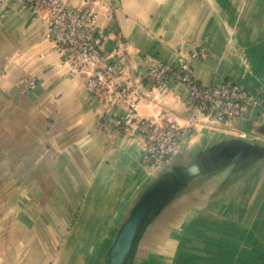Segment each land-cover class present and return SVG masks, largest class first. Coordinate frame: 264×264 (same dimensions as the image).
<instances>
[{"label": "crops", "instance_id": "0c3cea01", "mask_svg": "<svg viewBox=\"0 0 264 264\" xmlns=\"http://www.w3.org/2000/svg\"><path fill=\"white\" fill-rule=\"evenodd\" d=\"M243 1L69 0L97 11L103 50L129 63L142 96L138 113L180 126L171 166L205 162L239 132L263 149L249 168L215 163L194 177L149 223L131 264H264V4L257 1L249 16ZM43 14L24 0L0 5V182L14 186V193L2 186L3 194L31 201L0 204V264H42L54 251L49 245L60 241L56 228H69L73 213L80 242L95 245V253L65 259L87 264L103 259L104 245L155 177L141 164L139 147L113 124L123 105L106 108L101 94L87 91V74L63 63L43 37ZM144 56L173 70L186 62L198 83L230 81L258 105L226 128L197 123L176 85L151 90ZM25 77L36 79L32 90L21 85ZM15 211L31 216L13 219ZM253 221L255 236L248 234Z\"/></svg>", "mask_w": 264, "mask_h": 264}, {"label": "built area", "instance_id": "2783aa9c", "mask_svg": "<svg viewBox=\"0 0 264 264\" xmlns=\"http://www.w3.org/2000/svg\"><path fill=\"white\" fill-rule=\"evenodd\" d=\"M4 1L0 0V5ZM24 2L30 8L44 11L43 37L53 42L63 63L87 74V91L92 95L101 94V103L106 108L123 105V114L114 119L113 124L139 147L141 164L154 174L170 164L179 151L181 128L168 117L145 118L138 113L142 96L130 82V65L127 61L112 60L110 57L115 51L103 50V39L97 31V11L73 5L69 0ZM141 62L151 90L176 85L197 123L209 121L214 127L226 128L237 120L249 118L258 105V98L230 81L198 83L186 62H182L178 70L154 56H144ZM21 85L25 90H32L36 79L25 77ZM236 134L247 137L244 133Z\"/></svg>", "mask_w": 264, "mask_h": 264}, {"label": "water", "instance_id": "95a60500", "mask_svg": "<svg viewBox=\"0 0 264 264\" xmlns=\"http://www.w3.org/2000/svg\"><path fill=\"white\" fill-rule=\"evenodd\" d=\"M261 133L264 134V125ZM245 140L246 137L238 136L222 143L220 149L214 151L205 162L197 161L190 166L181 168H175L171 166L172 164H168L169 167L166 166L154 174L153 183L143 191L117 228L104 253V264H131L139 240L149 223L159 215L162 208L175 194L181 189H185L194 177L211 165L236 160L237 163H241L242 169L249 168L262 154L263 149ZM254 140L261 141L258 136Z\"/></svg>", "mask_w": 264, "mask_h": 264}, {"label": "rangeland", "instance_id": "374dc122", "mask_svg": "<svg viewBox=\"0 0 264 264\" xmlns=\"http://www.w3.org/2000/svg\"><path fill=\"white\" fill-rule=\"evenodd\" d=\"M245 1H247V5L245 8V11L247 10V15L251 16L252 13H254L256 11V2H263L264 4V0H244L243 3V7L245 6ZM244 11V10H243ZM244 11V12H245ZM263 27H264V22H263ZM4 183V181L0 182V184ZM2 186H6V191H14V186L7 184H2L0 185V188ZM11 186V187H9ZM8 188V189H7ZM3 187H2V193H0V204H7V205H11L13 203H17V202H24V203H29L30 204V198L29 197H22V196H14L12 195H6L3 194ZM14 193V192H13ZM2 215H4V213H0ZM11 214H13V219L14 217H18L19 219H24L27 217L31 216V213L28 212H19V211H15V212H11ZM45 215H47V212L44 213ZM60 214V213H58ZM17 215V216H15ZM64 213H61V218L59 219V222H61L63 219H65L64 217ZM11 217H8L7 219H10ZM78 219H79V213H73L72 215V221H71V225L69 226V228H64V227H57L56 228V234L58 235V238L60 239V243H56L55 247H53L52 244L49 245L50 250H52V248L54 249L53 252H49L48 256L49 258L46 261H42V264L44 262V264H69V261L65 258L68 257V254L70 255V258L74 260L73 257H75L77 255L78 252L82 253L83 255H92L94 254V247L95 245L93 244H89L88 242H80L79 239L80 238V234L82 233V229L77 227L78 225ZM63 222V221H62ZM66 222V221H65ZM255 222L253 221L251 223V226L249 227V235L255 236L258 232H260L256 226H255ZM41 236L43 235V237H46L47 235V229H41ZM45 233V234H44ZM259 234V233H258ZM70 235V237H69ZM70 238V240H68ZM76 238V241H73V239ZM65 240H68L67 242ZM110 244H105L104 248L105 251L108 248ZM47 244H41L40 247V251L41 254H43V250H45L44 248H46ZM68 252V253H67ZM65 253V255H64ZM105 253V252H104ZM103 253V256H104ZM98 255H100V252L98 251ZM77 260V259H76ZM86 260V259H85ZM88 260V261H87ZM84 262H87V264H104L105 261L104 259L101 260H93V259H87Z\"/></svg>", "mask_w": 264, "mask_h": 264}]
</instances>
